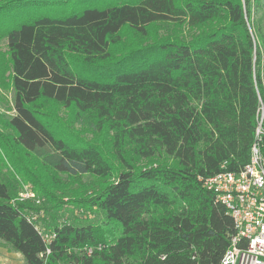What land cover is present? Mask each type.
Wrapping results in <instances>:
<instances>
[{"label":"trees","instance_id":"obj_1","mask_svg":"<svg viewBox=\"0 0 264 264\" xmlns=\"http://www.w3.org/2000/svg\"><path fill=\"white\" fill-rule=\"evenodd\" d=\"M251 3L0 0V86L7 80L14 111L0 118V158L48 203L47 217L29 220L41 208L0 180V240L22 264L220 262L233 220L202 178L243 168L264 109V37L247 25ZM161 24L173 33L147 58L111 55L125 27L144 36ZM101 66L96 76L82 70ZM48 103L107 146L61 134ZM86 175L99 181L89 194ZM69 192L102 221L61 219Z\"/></svg>","mask_w":264,"mask_h":264},{"label":"rangeland","instance_id":"obj_2","mask_svg":"<svg viewBox=\"0 0 264 264\" xmlns=\"http://www.w3.org/2000/svg\"><path fill=\"white\" fill-rule=\"evenodd\" d=\"M252 12L253 14L250 16V18L247 19L249 26V29L254 37V40L257 36L259 37L262 35L264 37V0H252ZM155 27V28H154ZM152 28L148 29L147 34L144 36H139L134 33L131 29L128 27H125L118 35L112 37L111 43H112V51L111 55H113L115 58L122 56L125 54V51H129L126 53L128 56L129 54L135 55V60H139L142 58H147V56H150L153 54V47H154V40L157 38H160L161 36L169 33H173L172 29L173 27H170L169 25H156ZM180 29V28H179ZM186 28H182L185 30ZM264 39V38H263ZM259 42V41H258ZM263 51H264V45ZM0 48L1 50L5 48V40L0 41ZM107 66H101L98 68L93 67H87L82 68V70L90 75H95L96 73L101 74L103 71V68H106ZM102 69V70H101ZM96 76V75H95ZM7 80H5V87L2 88L0 86V108L2 112L0 113V118H8L14 114V111L12 109V91L9 85H6ZM47 108L51 110L53 115L56 117L53 120H55L57 123H54L55 125H58L61 128V134L67 135L71 134L72 138H76V140H89V141H95L100 142L102 146H107L105 143L104 138L97 137L94 134L82 132L81 129L77 126H72L69 123L68 119V113L63 108H60L59 106H56L54 104L48 103ZM11 166L4 163V159L0 158V180L3 182H7L10 187L12 188L13 195H15L16 201H26L34 203L41 209L39 211H28L27 213H32L33 215H36L38 213L39 217H47V214H45L44 210H47L45 206H48V203H46V196L41 195L38 193V190L35 186H33L32 182H29L25 179H21L20 177L12 175V169H10ZM63 181L66 180L64 175H61ZM83 183L86 184V192L84 194H89L93 191V188H95L96 184L99 183L98 180L93 178L92 176H82L80 178ZM73 188L79 189L80 186L72 185ZM27 193L29 194L27 196ZM32 194V195H30ZM83 194V197H84ZM78 196H74L72 194L67 193L64 194V196L61 197V209L58 211L59 214H61V219L63 220H69V221H91V222H100L103 219V216L101 214H98L95 212L94 209L87 210L84 207H81V202L77 201ZM44 205V210H43ZM107 230H105V233ZM4 245H7L6 243H3ZM99 245V244H98ZM8 250L10 252H16L10 248L9 245ZM97 246L91 247L92 250H94ZM6 255L5 249H3L2 246H0V257ZM89 255V254H88ZM2 258H0L1 260ZM3 260V259H2ZM7 260H9V263L11 264H18V259L7 257ZM67 264H73V263H67Z\"/></svg>","mask_w":264,"mask_h":264},{"label":"built area","instance_id":"obj_3","mask_svg":"<svg viewBox=\"0 0 264 264\" xmlns=\"http://www.w3.org/2000/svg\"><path fill=\"white\" fill-rule=\"evenodd\" d=\"M263 137L264 109L261 106L248 162L239 171L222 170L202 178L203 186L225 207L234 225L235 232L218 264H264ZM37 216L31 214L28 219L33 221ZM36 228L42 232L39 226L36 225ZM53 236L44 233L46 242ZM86 253L91 254L92 249L86 248Z\"/></svg>","mask_w":264,"mask_h":264},{"label":"crops","instance_id":"obj_4","mask_svg":"<svg viewBox=\"0 0 264 264\" xmlns=\"http://www.w3.org/2000/svg\"><path fill=\"white\" fill-rule=\"evenodd\" d=\"M3 243L4 242L2 240H0V246H2L3 249H5L7 256L3 255L0 257L3 259V260L2 259L0 260V264H11V263H9V260H7V257L8 258H10V257L17 258L18 264H22L23 263V256L19 252H10L8 250V246L4 245Z\"/></svg>","mask_w":264,"mask_h":264}]
</instances>
